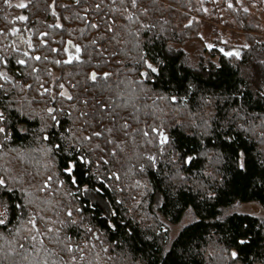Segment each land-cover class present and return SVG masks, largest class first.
Instances as JSON below:
<instances>
[{
	"label": "trees",
	"instance_id": "1",
	"mask_svg": "<svg viewBox=\"0 0 264 264\" xmlns=\"http://www.w3.org/2000/svg\"><path fill=\"white\" fill-rule=\"evenodd\" d=\"M185 2L137 0V7L132 8L130 0H8V3L0 0V45L7 46L10 29L26 27L34 45L31 54L48 58L30 61L38 68L36 77L39 79L27 80L33 83L29 97L34 96L39 101L35 107L47 105L62 109L59 118L63 128L57 132L70 129L67 134L78 138L102 132L100 137L84 141L78 146L79 151L73 150L71 155L65 151L45 155L39 151L40 142L30 136L17 138L0 148V176L16 178L10 183H21L27 189V198L35 200L22 211L15 205L25 203V194L18 189L7 192L0 188V202L8 206L11 220L7 227L0 226L4 235L0 239V264H32L34 259L45 256L49 264H264V221L239 214L218 219L221 210L235 203H256L264 208V139L260 136L264 131V95H261L264 74L259 63L264 51L258 49L264 50V46L248 45L239 60L220 56L216 65L206 69L197 71L185 66L181 54H173L168 48L169 43L189 38L190 34L178 33L173 24L174 20L180 23L183 18L172 7L184 9ZM21 3L26 6L18 7ZM129 14L131 18H127ZM20 16L27 19L21 20ZM93 24L97 27H92ZM137 31L139 37L135 35ZM137 40L164 61L162 72L146 81L144 90L129 83L138 79L137 73L132 71L136 67L134 45ZM66 45L68 52L64 51ZM75 45L81 46L80 60L73 58L70 63H54L66 61L67 53H71ZM11 66L17 67L14 62ZM92 71L98 73L96 81L89 78ZM103 72H109L110 77L105 79ZM53 73L57 75L54 77ZM51 82L48 88H53L50 94L53 92L56 99L49 102V95L40 97L35 89L39 83L46 87ZM61 83L63 90L72 96L71 100L59 95ZM171 96L179 99L175 102L167 99ZM237 107L242 108L244 119L233 120L230 134L234 139L226 143L220 124ZM205 120L209 124L207 132ZM241 123L253 131L245 132L237 127ZM29 126L37 128L39 121L29 122ZM154 127L171 138L181 155H192L194 159L190 163H169L171 149L159 152L157 134L151 131ZM145 132L149 135L145 136ZM56 142L68 147L66 142ZM113 149L115 155H112ZM239 151L245 152L246 171H241L234 163ZM81 153L92 160L87 166L90 175H81L86 169L78 163L76 174L80 184L72 185L63 169L70 158ZM146 153L157 155L156 168L148 165L144 159ZM217 154H221L219 161ZM100 157L108 160V164ZM140 163L146 165L142 174ZM177 168L185 180L176 178L175 184L181 186L172 194L164 174L173 175ZM110 172L119 175V183L125 182V188L133 180L147 181L144 199L148 211L156 206L158 193L164 203L156 207V214L168 223L178 224L189 208L194 221L164 249L166 231L160 225L158 229L149 228L130 214L127 190L109 186L108 183H115ZM48 175L53 176V189L43 197L39 188ZM59 180L65 183L60 185ZM85 184L86 191L107 202L108 216L99 205L84 197ZM208 191L215 192V198L208 199ZM68 208L72 209L71 219H75L76 224L60 223L69 219ZM33 211L45 217L44 220L37 217L41 232H46V225L60 229L58 235L62 243L56 242L55 232L44 237V246L50 255L41 251L37 256L31 247L34 242L24 240L29 235L27 220ZM113 211L115 215L111 214ZM109 222L115 228L110 227ZM16 227L20 228L19 232L14 230ZM67 237L85 250L83 258L75 249L72 253L66 250ZM241 239L248 242L239 244ZM19 244L25 247L20 249ZM232 250L238 252L236 260L229 256ZM72 255L76 256L75 262L71 260Z\"/></svg>",
	"mask_w": 264,
	"mask_h": 264
},
{
	"label": "snow or ice",
	"instance_id": "2",
	"mask_svg": "<svg viewBox=\"0 0 264 264\" xmlns=\"http://www.w3.org/2000/svg\"><path fill=\"white\" fill-rule=\"evenodd\" d=\"M5 3H8V0H5ZM130 4L132 8H136L137 0H130ZM17 6L23 8L26 5L21 3ZM97 7H99V5H97ZM229 7H231V4H229ZM145 11L147 10L145 9ZM245 11H247V9H245ZM127 18H131V14H129V17ZM19 19L25 20L27 18L24 16H20ZM92 27H97V25L93 24ZM142 27H147V25H143ZM10 31L12 33H16L18 30L12 28L10 29ZM109 31H112L111 27H109ZM41 35L44 36L47 34L41 33ZM135 35L139 37L140 32L137 31ZM42 43H46V41H42ZM92 43L95 44V41H92ZM148 43L150 44L151 41L149 40ZM69 44H71V41H69ZM28 47H34L30 40L28 41ZM134 47L136 48V56L134 58L136 67L133 68L132 71H135L137 73L138 79L130 81L129 83L135 85L141 90H144L145 82L150 79H155L162 72L163 69L161 66L164 64V61L158 59L155 55H153L152 50L147 46H141L139 40L136 41ZM207 47L209 49H212L213 45L208 44ZM244 47L246 48L248 47V45H244ZM85 48H87V46H85ZM51 51L56 52L57 49H51ZM64 51L68 52V49L65 48ZM81 51V46L75 45V52L77 53V55L74 58L76 60L81 59L79 55ZM220 51L228 57L240 56V53L238 51H225L224 49H220ZM20 53L21 49L16 46L15 42L12 43L11 49L9 48V46L0 45V148H3L9 142H14L17 138H26L30 136L33 141L40 142L41 147L39 148V151H41L45 155L51 154L54 151H65L71 155V152L73 150L79 151L78 146L84 141H90L93 136L100 137L102 135V132H93L90 136H82L79 138L76 137L74 134L68 135L67 133L71 131L70 129H64L63 131L57 132L58 129L63 128V125L59 118L60 115L63 114L62 109H57L54 106L47 105L39 109L35 107V105L39 104V101L34 96L31 98L29 97V93L33 91V83L27 82L28 79L36 77V73L38 72V68L30 64V61H40L42 59L47 60L48 58L46 56L41 57L40 55H32L28 51H23L22 55H20ZM113 55H115V53H113ZM72 59L73 57L69 55L66 61L56 60L54 61V63H70ZM13 62L17 67L13 68L11 66ZM48 75H51V72H49ZM102 75L105 79L110 77L109 72H103ZM89 78L92 81H96L98 78V73L96 71H92L89 74ZM38 79L39 78L36 77V80ZM59 88L62 90L59 92V95L61 97H66L68 100L72 99V96L63 90V83L59 84ZM35 91L40 97L49 95V102L54 101L56 99L54 95L50 94L51 90L48 87H45L44 83H39ZM261 95H264V93H261ZM167 99H170L171 101L175 102L179 98L177 96H171L167 97ZM101 107H106V105L101 104ZM241 112L242 108H234L232 109L231 116L221 121L220 126L225 132V134L223 135V139L226 143H230L234 139V137H232L230 134L231 124L233 120L235 118L244 119V117L241 115ZM81 115L85 116L87 114L81 113ZM37 120L39 121V127L33 128L29 126V122H35ZM245 123H241L237 125V127L243 129L245 132L253 131L252 128L245 127ZM203 124L205 132H207L209 128L208 121L205 120ZM124 127L127 128L128 125L125 123ZM49 129H52V131H49ZM108 131L111 130L109 129ZM151 131L157 134L156 139L158 140L159 145H161V147L159 148V152L161 154L171 149L172 156L169 158V163L175 164L176 161H181L182 163H190L194 159L192 155H181L179 149L174 143H172L171 138L166 135L163 130L154 127L151 129ZM144 135L148 136L149 133L145 132ZM260 136L262 139H264V131L260 132ZM57 140L66 142L68 144V147H64L62 143H57ZM95 147L99 148L100 146L96 145ZM112 155H115V149L112 150ZM220 158L221 154H217V161H219ZM99 159L102 160L104 164H108L109 162L103 157H100ZM144 159L148 162V165L150 167H157L156 154L146 153L144 154ZM78 163L84 165L86 169L83 173H81V175H90L87 171V166L92 164V160L89 159L88 155L81 153L70 158L66 162V166L64 167L63 172L68 174V182L72 185L80 184V179L76 174V167ZM234 163L236 164L237 168L241 171L247 170L248 162L244 151H239L238 153H236ZM262 163H264V161H262ZM145 167L146 165L144 163L139 164V172L141 174L145 171ZM109 175L116 180L120 179L117 173L110 172ZM177 177H179L181 181L185 180V177L180 175L179 168L176 169V172L173 175L164 174V179L170 182L168 186L172 188V194H175L176 188L181 186L175 184V180ZM14 179L16 178L12 176H0V188L5 189L7 192H14L18 189L21 193L25 194V203L15 205L16 208H19L23 211L29 204L32 203V201L27 198V189L25 186H23L21 183H10V181ZM97 179L102 178L97 177ZM52 182L53 176L48 175L41 181V186L39 190L43 192L49 189L51 187ZM64 183V180H59L60 185H63ZM135 186L147 188L148 182L144 181L142 183L140 179H137L135 181ZM84 190H87L86 184L84 185ZM206 196L208 199H213L215 198L216 193L208 191L206 193ZM133 199L135 200V198ZM135 203H140V201H135ZM163 203V198L157 193L156 207L160 208ZM77 211H79V209H77ZM8 214V206L6 204L0 203V226L7 227V225L11 223V220L8 218ZM111 214L115 215V212L113 211ZM189 215H191V208H189ZM66 216L69 219L67 221H60L61 224H76V221L74 219H71V208L66 209ZM37 217H39V219L41 220L45 219V217L39 216V213L33 211L30 214V218L27 220V225L30 226L28 228L29 235H26L24 237V240L34 242L32 243L31 247L33 251L37 254V256L41 251L50 255L48 248L44 246V237L48 233L55 232L58 237L56 242L62 243L63 241L59 239L58 235L60 233V229H54L52 226L46 225V232H41L37 223ZM109 226L115 228V225L111 224V222H109ZM14 230L16 232H19L20 228L16 227ZM88 231L92 233L91 229H88ZM129 232H131V229H129ZM92 235L94 238H98V235L96 233H92ZM3 238L4 235L2 232H0V239ZM66 239L68 240V243L65 244L66 250L69 253H72L75 249L76 251L80 252V256L81 258H83L84 253L80 249V246L74 245L71 242V237H67ZM147 239H151V237H147ZM247 242L248 241L246 239H241L240 241H238L239 244H246ZM36 243L39 244V247L36 246ZM92 246L95 247V245ZM18 247L20 249H23L25 245L19 244ZM11 250L14 251L15 249ZM229 256L233 260H236L238 258V252L236 250H232L229 253ZM71 260L75 262L76 256L72 255ZM32 264H49V262L47 256H45L40 259H34L32 261Z\"/></svg>",
	"mask_w": 264,
	"mask_h": 264
},
{
	"label": "rangeland",
	"instance_id": "3",
	"mask_svg": "<svg viewBox=\"0 0 264 264\" xmlns=\"http://www.w3.org/2000/svg\"><path fill=\"white\" fill-rule=\"evenodd\" d=\"M184 4L187 9L185 7L181 9V6L172 7L174 11H177L183 18L180 23L174 20L173 24L178 33L190 34L189 38L180 43H169L168 48L173 54H181L182 63L185 66L197 71L206 69L210 65H216L220 56L228 57L225 56L220 49H224L225 51H238L240 53L239 57L232 56L228 58L239 60L247 49L244 45L262 44L264 46V0H186ZM229 4H231V7H229ZM245 9H247V11H245ZM208 44H212L213 48L209 49L207 47ZM258 49L264 51L261 47H258ZM74 53L75 49L72 48L71 56L73 58ZM262 55H264V53H262ZM261 57L259 63L261 64V74H264V56ZM53 75L55 77L57 74L53 73ZM51 84L52 82L46 87L51 86ZM51 95H54V93L52 92ZM136 153H139V151ZM132 154L134 153L132 152ZM135 181L136 180L131 181L130 185L127 184L126 188L125 182L121 184L122 182L119 183V180L116 179L113 185L112 183L108 184L114 189L123 187V190H127V206L133 217L139 219L142 223H146L149 228L157 227L158 229V225H160L161 228L166 231L167 239L164 245V249H166L174 237L184 227L194 221V216L192 212L191 215H189L188 210L178 224L172 225L168 223L156 214L155 205L152 211H148L147 201L144 199V190H146V188L136 187ZM52 189L51 184L49 189L43 192L39 191L42 193L43 197H47ZM84 197L90 203L99 205L105 211V214L107 216L109 215V205L106 201L97 196V194L84 190ZM31 198L30 200L34 204L35 200L33 197ZM133 198H135V200ZM37 199L39 201V198ZM135 201H140V203H135ZM35 203L38 204L37 202ZM48 209L47 212L50 213ZM232 214L252 216L264 221V208L256 203H235L221 210L218 219L222 220ZM44 215L46 216V213H44ZM81 250L83 252L85 251L84 249ZM104 251H106V249H104ZM100 264H105V262Z\"/></svg>",
	"mask_w": 264,
	"mask_h": 264
},
{
	"label": "flooded vegetation",
	"instance_id": "4",
	"mask_svg": "<svg viewBox=\"0 0 264 264\" xmlns=\"http://www.w3.org/2000/svg\"><path fill=\"white\" fill-rule=\"evenodd\" d=\"M18 31L16 33L9 32V35L7 37V46L11 49V45L13 42L16 43V46L21 49L20 55L23 54V51H28L31 53V49L28 47V41H31V36L28 35V31L26 30V27L18 28L16 27ZM68 55H72L70 52Z\"/></svg>",
	"mask_w": 264,
	"mask_h": 264
},
{
	"label": "water",
	"instance_id": "5",
	"mask_svg": "<svg viewBox=\"0 0 264 264\" xmlns=\"http://www.w3.org/2000/svg\"><path fill=\"white\" fill-rule=\"evenodd\" d=\"M67 46H68V45H66V48H67ZM74 49H75V47H74ZM76 55H77V53L75 52V53H74V57H75ZM68 57H69V55H68V53H67V58H68Z\"/></svg>",
	"mask_w": 264,
	"mask_h": 264
}]
</instances>
